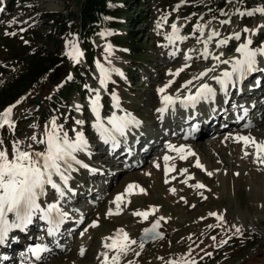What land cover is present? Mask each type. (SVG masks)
Here are the masks:
<instances>
[{
    "label": "rangeland",
    "instance_id": "obj_1",
    "mask_svg": "<svg viewBox=\"0 0 264 264\" xmlns=\"http://www.w3.org/2000/svg\"><path fill=\"white\" fill-rule=\"evenodd\" d=\"M7 1L0 0V112L16 105L11 116L15 127L0 128V140L9 153L16 140L32 144L35 150H43V145L34 144L28 138L33 134L40 137L55 118L69 137L75 136L73 129L82 132L89 149L78 154V159L88 168L74 165L77 171L71 174L69 185L75 195L68 193L62 202L70 217L61 226L60 234H64L55 235L49 244L50 251H45L36 262L102 264L105 252L109 258L116 254L104 247L105 243H111L105 238L123 229L137 244L120 256L119 264H264V164L257 162L255 156L243 157L227 142L229 132L259 137L264 128V105L241 119L244 127L232 131L223 128L215 135H201L198 129L195 132L191 127L194 123L184 125L187 119L180 123L182 118L172 115L191 109L187 107L191 106L190 102H186L185 107H181L182 103L170 106L162 119L156 111L162 107L157 89L170 81L171 85L163 94L183 100L213 74L231 70L228 64L213 57L219 56L220 61L237 58L235 49L248 39L253 49L264 45V14H236L237 10L264 9V0H228L224 5L218 0H118L119 7L128 6V10L115 16L113 21L124 28L125 15L138 14L135 17L138 22L131 30L134 34L125 41H118L117 37L129 35L128 30L106 27L88 50L75 32L59 29L57 22L61 18L58 15L66 18L78 11L77 1L16 0L14 6L4 9ZM173 24L182 39L169 42L165 37L172 33ZM245 28L255 34L243 32ZM212 32L219 35L208 41L209 55L204 58L201 55L204 42ZM235 33H240V40L229 38ZM222 40L226 43L217 47ZM71 44L83 54L78 63L65 54ZM186 55L191 59L186 61ZM40 57H51L59 66L45 75L40 88H36L23 80L31 63ZM97 62L110 73L103 88L99 83ZM217 64L215 71L196 79ZM181 68L183 71L178 75H171ZM251 73L230 86L235 90L231 96L239 94L237 89L243 88L245 97H250V92L257 87L251 90L250 79L256 75L264 77V57H257L256 71ZM189 80L192 83L183 87ZM90 89L100 94V117L104 125H108L107 119L113 113L118 117L131 114L140 122L139 127H132L127 133V143L122 142L115 150L103 143L93 128L95 117L89 100L95 91ZM18 91L23 94L16 100H1L5 93ZM256 92L257 99H264V87ZM113 94L118 99V108L114 107ZM57 101L59 104L55 103ZM238 101L239 97L229 105ZM76 105L80 106L79 111ZM251 118L258 122L248 128ZM77 120L84 123L77 125ZM179 128L189 133L188 137L180 135ZM132 140L137 142L133 151L126 146ZM148 144L152 145L149 149ZM168 145L175 149L183 147L184 152L170 151ZM189 150L194 155H189ZM165 156L169 157L167 164ZM135 159L138 163L131 164ZM197 159L202 168L195 166ZM165 167L170 169L167 174ZM182 170L186 171L182 173ZM198 183L204 187L196 188ZM129 184L138 186L133 190L135 194L125 197L126 203L121 204L119 215H106L109 209L115 212L112 201L123 194ZM140 189H143L142 194ZM170 189H174V193ZM48 192L40 201L42 204L52 202L54 193L51 189ZM150 209L155 211L146 220L132 214ZM155 218L160 219V232L166 237L144 243L140 239L143 230ZM10 219H13L11 214ZM81 219L83 222L78 223ZM93 221L97 222V227H89ZM27 227L10 232H16L19 243H13V252L6 253L9 257L12 254L11 264L24 260L30 248L28 242L37 244L38 239L40 242L42 238L48 239L47 225L38 217ZM85 228L87 231L81 236ZM5 243L8 248L9 241ZM81 249H84L83 255Z\"/></svg>",
    "mask_w": 264,
    "mask_h": 264
},
{
    "label": "snow or ice",
    "instance_id": "obj_2",
    "mask_svg": "<svg viewBox=\"0 0 264 264\" xmlns=\"http://www.w3.org/2000/svg\"><path fill=\"white\" fill-rule=\"evenodd\" d=\"M254 12H260L264 14V9H255L249 12H241L237 10L238 15H253ZM224 14L223 12L221 13ZM230 21H222V23H229ZM159 27V26H158ZM253 32L248 28L243 29V32ZM201 35H203V29H200ZM101 35H105L101 33ZM219 33L212 32L208 36V40L204 42V52L201 55L207 58L209 53L207 49L208 41H211ZM230 39L240 40V33H235ZM169 42H174L175 40L182 39L178 35V29L175 24L172 25V33L165 37ZM226 41H219L217 47L224 45ZM251 39L246 40L244 43L240 44L236 49L238 53L237 58L231 60L220 61L219 56L213 57L220 63L228 64L230 66V71H223L218 76H213L211 79L216 81L221 90L227 91L229 85H234L235 83L243 80L248 74L256 71L257 57H264V45L260 48H251ZM69 45L66 44V48ZM109 51V49H106ZM70 60L75 63L79 62L82 57V53L76 47L75 44H71L70 50L65 53ZM191 57L185 56V60H189ZM219 65H214L212 69H208L206 72L201 73L196 79H202L207 75L208 71H215V68ZM97 68L99 70V83L100 87L106 86L109 77V70L105 69L102 65L97 62ZM114 70V69H113ZM183 68L179 69L175 74L178 75ZM70 78V77H69ZM165 85L163 88L157 89L158 95L160 96V103L162 107L158 108L156 111L161 114V119L163 114L168 110L170 106L175 105L178 101L182 104L190 102L193 106L201 99L207 101L210 100L215 92L209 84H202L196 91L195 95L186 96L183 100L179 97L174 98L170 95H164L163 93L171 85ZM192 83L189 80L183 87H187V84ZM95 91V90H89ZM113 100L115 101L114 107H119L118 99L113 94ZM100 94L95 91V95L90 98L89 104L91 111L95 117V123L93 128L97 131L100 139L103 143L110 145L111 150H115L120 144L127 143V133L131 131L132 127H139L140 122L135 120L131 114H126L124 116H116L115 113L107 119V124L110 127H105L104 122L101 121L100 117ZM20 101H17L19 103ZM16 105H10L2 112H0V128L5 126L9 128H14L15 124L12 121V111ZM76 110H80V106L76 105ZM77 125H82L84 122L77 120L75 122ZM75 132L74 137H69L68 133L63 130V126L57 125L55 118L50 121V127L46 126L44 132L40 137L33 134L28 139H30L34 144L43 145V150H35L32 144H27L25 141H13L11 146V153L4 147L3 141L0 140V245H3L8 237L9 233L13 229L25 230L26 227L33 222V219L38 217L41 221H44L47 225V234L49 236H55L59 233L61 226L70 218L69 213L64 210L62 202L65 200L66 195L71 193L75 195V190L70 187L69 181L72 179V173L77 171L74 165H78L82 168H88V165L84 164L80 159H78L79 153L88 152V142L84 137L82 132ZM236 142H243L244 148L249 146L254 147L255 159L257 162L264 164V142L256 141L252 137L238 136L234 137ZM170 151H177L178 153H183L184 148L175 149L173 145H168ZM189 155H194L190 150ZM245 156L248 153L245 151ZM181 158H186L181 156ZM169 160L168 156L164 157V161L167 164ZM196 167L202 168V165L197 162ZM90 172H95L94 169H89ZM170 171L168 167H165V173ZM183 171L186 170H182ZM210 175V174H209ZM191 179V177H189ZM167 182V181H166ZM196 188H203L204 185L196 184ZM138 188L137 185L129 184L123 194H118L112 203L115 205V212L112 209L106 213V215H119L120 207L122 203H126L125 197L128 195L135 194L134 189ZM51 189L54 193L52 202H40L43 197L49 195L48 190ZM174 193V189H170ZM140 193H143V189H140ZM155 210L150 209L149 211H134L133 216L141 217L142 220H146L150 214ZM10 214L13 219H10ZM215 215V214H212ZM218 220L222 217H217ZM83 222L82 219L78 223ZM159 225V221L152 224L150 228L143 230V235L145 237H151L152 234L156 232ZM96 221H93L89 227H97ZM87 228L84 229L80 234L83 236ZM239 231V229H237ZM105 240H110L111 243H105L104 247L108 251H114L116 254L111 258L108 257L107 252H105L104 260L102 264H119V259L121 255H126L130 249L131 245L137 244L136 240L129 238L128 234L123 229H118L111 237H106ZM143 247V243L140 244ZM47 246L41 244H35L30 247L28 251L32 254L35 260L39 261L41 259V253L47 251ZM84 249H81L80 254L83 255Z\"/></svg>",
    "mask_w": 264,
    "mask_h": 264
},
{
    "label": "bare ground",
    "instance_id": "obj_3",
    "mask_svg": "<svg viewBox=\"0 0 264 264\" xmlns=\"http://www.w3.org/2000/svg\"><path fill=\"white\" fill-rule=\"evenodd\" d=\"M251 74L252 73L248 74V76H250ZM218 75L219 74H217V75L213 74L211 77L218 76ZM211 77L207 80L206 84H209L213 88L215 95L210 100H207V101L201 99L199 102H197L195 104V106H193L190 103L192 108L186 109V111L184 110V117L183 118L192 117L190 120H192L195 124H193V126L191 124L190 125H191V127H194V128L196 127V130L197 129L199 130L198 131L199 134L203 135L205 133H210V134L217 133L219 130H221L220 124L223 125L222 127H225V125H228V129H230L232 131L233 128H231L230 126L232 125L233 122L241 120L245 115H247V116L251 115L252 112L254 111V109H256V108H259V110L262 109L261 107H263V105H264V99H262V100L257 99V97H258L257 93L258 92H256V91H258L259 89H263V87H264V85H261L262 84V78H264L263 76L259 77L256 75L252 79H250L251 90L255 86H257V87H256L255 91L250 92L249 98L245 97L246 94L244 93L245 91L243 90V88L240 89L241 98H240V96H239V98H240V100L243 99L245 101V103L239 105V109H237L235 111H233L232 108H230L231 105H229V102L232 100L230 98L233 97V96H231V93L228 91V89L230 88L231 85H229V87L227 88V91L225 92V91L221 90L220 85L216 81L211 79ZM238 88H240V85ZM196 91L197 90L188 93L187 96L195 95ZM246 93H249V92H246ZM235 95L237 96V94H235ZM236 96H234V98H236ZM222 109H224V110L222 111ZM180 115H183V114L179 112V114H178V116H176V118L179 117ZM194 117H196V118H194ZM224 118L228 119L229 121L227 122ZM256 118L254 119V122L251 121L248 126H252L251 128H253L255 126V124L258 122V119H256ZM251 120H252V118H251ZM186 121H188V120H186ZM184 125H186V124H184ZM243 125H245V124H243ZM105 127H109V126L105 125ZM239 127H244V126L239 125V126H236V128H234V129H237ZM179 129H181V128H179ZM177 132L184 137H188V134H189L187 132L184 133L183 131H177ZM256 134H257V132H256ZM238 136H240V134L236 135L235 132H231V133L229 132L227 142L231 145V147H234L235 149L240 151L241 154L243 155V157H246L244 154L245 151L248 153L247 156H250V157L255 156L254 155V152H255L254 147L249 146L247 148H244L243 142H236L234 137H238ZM250 137L254 138L256 141L264 142V128L262 130V133L259 135V137L255 136V135H251ZM134 141L135 140H132L131 143L126 144V146L130 145L127 148L131 151L134 150V147L137 144V142H134ZM151 147H152V145L148 144V149ZM141 155L144 156L145 154H141ZM136 161H138V160L135 159V161H133V163H131V164L136 165L138 163V162L135 163ZM13 231H14V229H13ZM61 231H62V229H61ZM59 234H60V231L56 235L58 236ZM63 234L64 233H61L60 235H63ZM17 238H18V235L16 234V232H13L11 234L9 233V237H8L7 241H9L10 245L8 248H6L3 245L4 246L3 251H10L13 247L12 246L13 243L15 245H18L19 243H17ZM47 238L49 239L48 241L50 242L51 239H54V236L48 235ZM4 244L6 245V243H4ZM46 246L48 249L49 248L48 244ZM48 251H50V250L48 249ZM11 255H10V257L7 254H5L3 256V254L0 253V263L1 264H11L12 263V256ZM42 256H41V258H42ZM34 263H35V258L32 256L31 253H30V257H29L28 262H23V264H34Z\"/></svg>",
    "mask_w": 264,
    "mask_h": 264
},
{
    "label": "trees",
    "instance_id": "obj_4",
    "mask_svg": "<svg viewBox=\"0 0 264 264\" xmlns=\"http://www.w3.org/2000/svg\"><path fill=\"white\" fill-rule=\"evenodd\" d=\"M16 0H8L4 9L14 6ZM62 2H69L72 0H58ZM78 2V11H73L69 14L68 17L58 15L61 17L59 21V29L63 31H73L76 33L79 41L83 45L84 49L88 50L93 42L95 37L100 34V31L106 27H114L115 29L121 28V25L114 22L113 18L122 12L128 10V6L120 8L117 1L118 0H74ZM220 4L224 5L228 0H218ZM138 15V14H137ZM137 15H125L127 20L126 27L121 28L123 30H128V36H119L117 37L118 41H125L134 34V31H131L133 27L136 26L138 20L135 18ZM124 16V15H123ZM58 17V18H59ZM127 32V33H128ZM88 63V62H87ZM90 63V62H89ZM32 67L27 74V77L23 80L24 82L30 85L33 83L36 88H40V83L42 78L47 75L50 71L55 70L59 66V63L51 57H40L31 63ZM90 65V64H89ZM55 73V72H54ZM23 91H18L16 93H5L2 99L16 100L22 96ZM54 96V95H53ZM62 99V96H59ZM4 101V100H2ZM59 104V102H55Z\"/></svg>",
    "mask_w": 264,
    "mask_h": 264
},
{
    "label": "water",
    "instance_id": "obj_5",
    "mask_svg": "<svg viewBox=\"0 0 264 264\" xmlns=\"http://www.w3.org/2000/svg\"><path fill=\"white\" fill-rule=\"evenodd\" d=\"M38 103H39V99L36 100V104H38ZM156 221H159V225H158V227L156 229V232L154 234H152L151 237H145L144 235L140 237V239L144 243L156 241V240L163 239V238L166 237V234L165 233L160 232L161 222H160V219L159 218H155V220L152 221L150 223V225L148 227H146V228H150L152 226V224L155 223Z\"/></svg>",
    "mask_w": 264,
    "mask_h": 264
}]
</instances>
